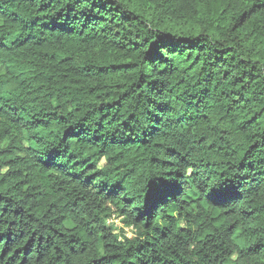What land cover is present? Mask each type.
Here are the masks:
<instances>
[{
  "label": "trees",
  "instance_id": "trees-1",
  "mask_svg": "<svg viewBox=\"0 0 264 264\" xmlns=\"http://www.w3.org/2000/svg\"><path fill=\"white\" fill-rule=\"evenodd\" d=\"M0 264H264V0H0Z\"/></svg>",
  "mask_w": 264,
  "mask_h": 264
},
{
  "label": "rangeland",
  "instance_id": "rangeland-1",
  "mask_svg": "<svg viewBox=\"0 0 264 264\" xmlns=\"http://www.w3.org/2000/svg\"><path fill=\"white\" fill-rule=\"evenodd\" d=\"M108 223L115 228L116 232L117 231H120V232L125 233L128 236H131L132 235V229L130 227L125 226L122 223L121 219H119V218H113L112 221H109L108 220Z\"/></svg>",
  "mask_w": 264,
  "mask_h": 264
}]
</instances>
